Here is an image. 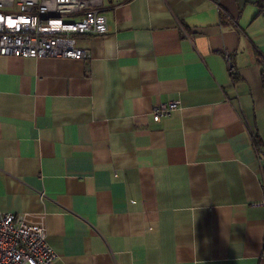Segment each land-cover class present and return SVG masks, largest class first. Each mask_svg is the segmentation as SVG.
Wrapping results in <instances>:
<instances>
[{"label": "crops", "instance_id": "1", "mask_svg": "<svg viewBox=\"0 0 264 264\" xmlns=\"http://www.w3.org/2000/svg\"><path fill=\"white\" fill-rule=\"evenodd\" d=\"M104 13L88 61L0 55V212L53 264H264V0Z\"/></svg>", "mask_w": 264, "mask_h": 264}, {"label": "built area", "instance_id": "2", "mask_svg": "<svg viewBox=\"0 0 264 264\" xmlns=\"http://www.w3.org/2000/svg\"><path fill=\"white\" fill-rule=\"evenodd\" d=\"M109 3L112 0H0V55L88 61L91 51L79 39L109 30L104 13ZM229 68L234 76L231 62ZM178 105V100L154 105L153 120L161 121ZM261 181L264 191V165ZM57 257L48 242L44 214L0 212V264H53Z\"/></svg>", "mask_w": 264, "mask_h": 264}, {"label": "trees", "instance_id": "3", "mask_svg": "<svg viewBox=\"0 0 264 264\" xmlns=\"http://www.w3.org/2000/svg\"><path fill=\"white\" fill-rule=\"evenodd\" d=\"M254 141H255V143H256V145H257V148H261V145H262V143H261V141H260V139H259V137L258 136H254Z\"/></svg>", "mask_w": 264, "mask_h": 264}]
</instances>
